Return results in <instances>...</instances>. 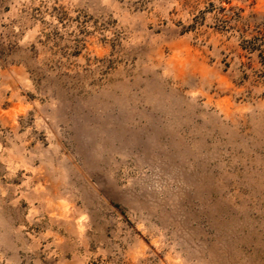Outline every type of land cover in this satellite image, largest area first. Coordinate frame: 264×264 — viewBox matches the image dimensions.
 Listing matches in <instances>:
<instances>
[{
    "label": "rangeland",
    "instance_id": "1",
    "mask_svg": "<svg viewBox=\"0 0 264 264\" xmlns=\"http://www.w3.org/2000/svg\"><path fill=\"white\" fill-rule=\"evenodd\" d=\"M0 264H264V0H0Z\"/></svg>",
    "mask_w": 264,
    "mask_h": 264
}]
</instances>
